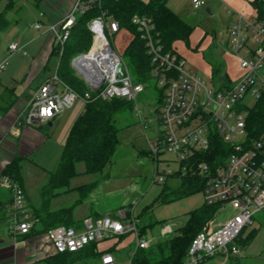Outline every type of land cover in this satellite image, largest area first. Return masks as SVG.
<instances>
[{"label": "built area", "instance_id": "built-area-1", "mask_svg": "<svg viewBox=\"0 0 264 264\" xmlns=\"http://www.w3.org/2000/svg\"><path fill=\"white\" fill-rule=\"evenodd\" d=\"M96 1L99 0H77L59 24L49 27L57 43L64 44L76 15L88 11ZM209 1L192 0V3L197 9ZM256 1L250 13L230 11L234 13V19L228 50L242 72L236 80L230 78V82L213 85L200 76L179 52L165 49L152 17L136 14L132 18L155 64L153 75L158 78L157 85L163 89L164 95L158 109L159 138L156 142L149 140L150 152L156 161H159L160 153L172 152L179 164L177 169H172L159 167L156 163L154 176L162 183L177 171L182 176L192 171L206 180L203 190L206 203L230 204L237 208L228 221L214 229L208 223L194 237L185 264H224L238 257L242 251L239 242L242 232L253 223L254 214L264 209V133L250 141L246 128L249 109L246 99L250 96L258 100L264 96V0ZM41 26L35 24L37 28ZM98 27L104 43L98 38ZM89 28L93 33L91 47L71 61L88 89L80 94L56 71L34 91L26 123L51 121L73 107L77 99L85 103L113 98L136 101L145 90V83L134 81L124 56L108 37V34L113 37L120 31L119 22L103 12L91 20ZM19 48L16 41L9 44L10 52ZM6 64L7 60L0 64V72ZM136 108L140 114L137 104ZM216 136L231 147L224 162L217 167L205 161L196 165L192 159L194 155L210 150ZM239 136L243 140L235 141ZM0 186L13 193L11 234L15 237L28 235L34 223L22 185L8 175H0ZM139 224L134 208H120L115 215L88 216L79 227L57 225L50 228L46 236L55 254L78 252L92 243L99 246L106 239L127 234L136 237V249L148 248L154 242L142 236ZM173 230L171 225H166L160 238ZM102 251L98 258L87 261H91L90 264H120L113 252ZM218 259L222 262H210ZM129 264H134L133 255Z\"/></svg>", "mask_w": 264, "mask_h": 264}, {"label": "rangeland", "instance_id": "rangeland-1", "mask_svg": "<svg viewBox=\"0 0 264 264\" xmlns=\"http://www.w3.org/2000/svg\"><path fill=\"white\" fill-rule=\"evenodd\" d=\"M65 1L0 0V12H6L10 23L7 28L0 32V64L8 59L4 71L0 72V79H4V74L8 75L9 73L10 76H13V74L18 75L23 72L25 68H19L17 69L18 74H16L14 68L18 66L17 63L20 64L29 60L27 54L31 53V47L40 44L41 39H38V35L46 29V25L42 29H37L35 24L40 21L47 24L48 19L44 15L52 9L51 6L61 7ZM168 4L178 16L193 27L188 44L185 41L175 43L176 49L186 58L188 64L210 85L218 84V80L226 73L231 79L236 80L242 70L228 50L234 13L230 12L225 0H210L206 6L197 9L194 8L192 0H169ZM249 4L252 5L251 2ZM208 5L212 8V13L208 12ZM10 6L12 7L10 8ZM235 10L237 11V9ZM21 37L25 41L32 40L26 54L20 50L10 52L9 44ZM108 37L118 52L124 55L126 48L134 38V34L128 28L123 27L113 37L109 34ZM59 60V56L55 54L46 69L47 74L51 75L56 71ZM216 66L222 67V73L219 75L213 73ZM74 71L78 75L75 68ZM79 77L82 79L81 76ZM160 88L153 81L150 84H145V90L138 95L136 101L127 100L130 104L116 117L120 143L113 155L112 164L103 172L87 173L85 172V163L78 162L76 168L79 174L73 177L69 184L72 189L63 192L55 200H52L50 208L74 206L75 221L83 220L90 215L94 216L95 213L115 215L120 208H134V215L139 218L140 224L155 222L154 226L148 228L146 233L142 235L155 243L161 237L162 229L166 225H171L174 230L178 229L186 223L191 210L204 204V191L169 203H162L157 200L165 185L176 187L179 183V180L172 177L161 183L154 176L156 163L159 167L168 166L172 169H177L179 166L176 155L172 152L160 153L159 161H156L150 152L149 140L156 142L159 138L158 100L162 94ZM256 101L255 98L249 96L245 102L251 108L256 104ZM136 104L140 108V114ZM84 109L85 102L77 99L73 107L61 114L63 117L61 122H58L60 119L55 122L50 132V137L52 136L49 139L50 142L32 156L33 160L38 162L48 173L57 169L64 143L77 117ZM240 140H243L242 136L235 139V141ZM28 172L29 170L27 175ZM48 179L49 177L44 179L43 184H46ZM92 182H96L97 185L87 197L80 201L81 192L75 187ZM38 199L43 200L39 192L35 196H31V202L30 204L27 202V206L32 209L31 204L34 206ZM236 211L237 208L233 205L219 204L209 222L211 228L214 229L228 221L235 215ZM5 233L8 236L7 229H5ZM43 234L45 235L46 232ZM240 237L242 239L240 243L242 246L241 254L224 264H264V209L254 214L253 223L244 229ZM136 246V237L133 234H127L104 240L102 248L113 252L120 264H129ZM90 262L79 260L73 263L90 264ZM210 262L221 263L222 261L218 259Z\"/></svg>", "mask_w": 264, "mask_h": 264}, {"label": "trees", "instance_id": "trees-1", "mask_svg": "<svg viewBox=\"0 0 264 264\" xmlns=\"http://www.w3.org/2000/svg\"><path fill=\"white\" fill-rule=\"evenodd\" d=\"M168 2L169 0H99L94 2L92 8L85 13H78L64 44L61 45L55 41L53 46V53L60 58L57 70L59 77L80 94L86 92L88 87L75 73L71 61L76 54L86 52L91 47L93 33L89 28V23L105 12L107 16L119 22L120 28H128L134 34V38L123 55L134 81L145 84L155 81L157 85L158 78L153 75L155 64L147 53L145 41L132 18L136 14L152 17L165 49L177 51L175 43L185 41L188 44L193 27L177 15ZM251 3L256 4L257 1L253 0ZM9 24L6 12H0V31L7 28ZM213 73L219 75L222 73V67H214ZM222 81L230 82L231 80L225 74L223 79L218 80V83ZM160 90L162 94L158 100L159 106L164 98L163 89L160 88ZM129 104L127 99L123 98L95 99L85 103L84 111L77 117L64 143L57 169L50 172L47 183L41 188L43 198L41 207L36 209L34 215L31 216V220H39L43 224L40 232L45 233L57 225H72L73 207L51 211L49 208L51 199L63 191L72 189L69 184L70 180L79 174L76 168L78 162L85 163L87 173L103 172L112 164L113 155L120 143L116 117ZM246 128L250 141L258 139L264 133V96L248 109ZM230 149L227 142L216 136L210 150L198 152L192 159L196 165L205 161L210 166L217 167L224 162ZM2 175H8L22 185L21 165L17 160L9 163ZM171 177L179 180V183L176 187L168 185L163 187L157 198L162 203H169L203 191L206 185V180L192 171L183 176L177 171ZM96 185V182H92L77 187L81 192L80 201L87 197ZM218 207L219 204H208L204 201L202 206L190 211L186 223L173 230L171 235L160 238L161 240L159 239L148 248L135 249L133 263L185 264L194 237L207 226ZM154 224L153 221L145 225L139 224L141 234L146 233L147 229L153 227ZM175 231L177 233L174 234ZM239 242H242L241 237ZM102 252L98 250L96 243H92L78 252L52 254L48 258V263L74 264V261L96 259Z\"/></svg>", "mask_w": 264, "mask_h": 264}, {"label": "crops", "instance_id": "crops-1", "mask_svg": "<svg viewBox=\"0 0 264 264\" xmlns=\"http://www.w3.org/2000/svg\"><path fill=\"white\" fill-rule=\"evenodd\" d=\"M76 1L77 0H66L61 7L51 6L52 9L44 15L47 17L48 23L45 24L43 21H40L38 23L42 26L40 28L35 27L37 29H42L46 25V29L38 35V39H41L40 44L31 47V53L27 54L29 60L20 64L17 63L18 66L14 68L16 74H18L17 69L19 68H25L23 72H20V74H18L19 76L15 74L10 76L9 73L8 75L4 74V79H0V175H2L3 170L9 163L17 160L21 165V183L29 204L31 202V196H35L38 192L41 193V188L45 185V183L43 184L44 179L49 177L50 172H54L49 171L48 173L38 162L33 160L32 156L46 143L50 142L49 139L52 137H50V132L55 122L58 119H60L58 122H61L63 117L59 115L51 121L38 122L35 124H28L25 119L34 91L58 70L57 66L53 74L50 75L46 72V69L49 67L55 55L53 53V46L55 43L54 34L48 29L51 25L59 24L70 12ZM252 1L253 0H225L230 11H236L235 9H237V11L244 13L251 12L252 5L249 3ZM207 10L209 13H212V8L209 5ZM23 40L24 38L21 37L14 41L19 43V50L26 54V51L31 46L32 40H24V43ZM177 52L179 51L177 50ZM6 60L8 63V59H5V61ZM3 71L4 69L1 72ZM226 74L228 75V73ZM221 79H223V76ZM28 170L29 176L26 174ZM77 187L75 188L77 189ZM63 192L51 199L49 208L51 207L52 200H55ZM12 202L13 193L11 189L0 186V264H49L48 258L50 255L55 254V252L46 234L44 235L40 232L43 224L39 220H32L34 227L28 235H19L15 237L11 234L10 221ZM41 204L42 201L38 199L34 206L31 204L32 209L27 206L30 218L34 215L35 210L41 207ZM67 207L68 206H64L61 208ZM69 207L74 208V206ZM61 208H50V210L57 211ZM32 210L33 212H31ZM95 215L101 214L95 213L94 216ZM82 221L83 220L75 221L73 216V223L71 226L79 227L82 225ZM5 229L8 230V236L5 233ZM102 245L103 242L98 246V250L102 251L106 249H103Z\"/></svg>", "mask_w": 264, "mask_h": 264}, {"label": "bare ground", "instance_id": "bare-ground-1", "mask_svg": "<svg viewBox=\"0 0 264 264\" xmlns=\"http://www.w3.org/2000/svg\"><path fill=\"white\" fill-rule=\"evenodd\" d=\"M98 29V31H99V36H98V38L101 40V43H104V39L102 38V36H100L101 35V31H100V27H98L97 28ZM102 38V39H101ZM98 43V42H97ZM96 43V44H97Z\"/></svg>", "mask_w": 264, "mask_h": 264}]
</instances>
